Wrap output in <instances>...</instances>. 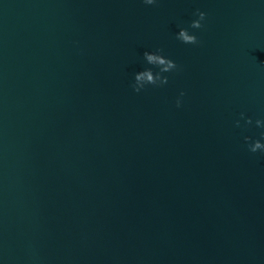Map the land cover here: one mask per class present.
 Masks as SVG:
<instances>
[{
  "label": "water",
  "instance_id": "95a60500",
  "mask_svg": "<svg viewBox=\"0 0 264 264\" xmlns=\"http://www.w3.org/2000/svg\"><path fill=\"white\" fill-rule=\"evenodd\" d=\"M156 48L180 71L134 93ZM241 112L264 117L261 0H0V264H264Z\"/></svg>",
  "mask_w": 264,
  "mask_h": 264
},
{
  "label": "clouds",
  "instance_id": "9594fccd",
  "mask_svg": "<svg viewBox=\"0 0 264 264\" xmlns=\"http://www.w3.org/2000/svg\"><path fill=\"white\" fill-rule=\"evenodd\" d=\"M146 6H154L159 0H142ZM264 3V0H261ZM206 13L197 10L193 13L194 19L190 21L187 27H178V31L174 34V39L183 45L196 46L199 44L196 31L204 27L206 22ZM141 69L132 73L130 87L134 93H141L148 88H161L169 83V76L180 71V66L175 60L167 56L163 49L156 48L154 50L146 49L141 57ZM185 92L181 91L175 99L176 108L183 105ZM241 121L244 126H254L259 129V138L253 139L250 136L244 137L246 150L251 154L264 155V117H260L253 121L252 118L246 117L244 112L239 114V119L234 121V127H241Z\"/></svg>",
  "mask_w": 264,
  "mask_h": 264
}]
</instances>
